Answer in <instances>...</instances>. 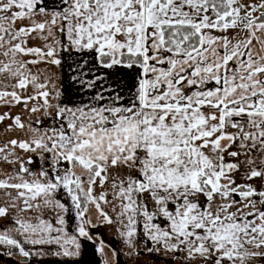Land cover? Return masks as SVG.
Segmentation results:
<instances>
[{
  "label": "snow or ice",
  "instance_id": "1",
  "mask_svg": "<svg viewBox=\"0 0 264 264\" xmlns=\"http://www.w3.org/2000/svg\"><path fill=\"white\" fill-rule=\"evenodd\" d=\"M89 244L264 264V0H0V264Z\"/></svg>",
  "mask_w": 264,
  "mask_h": 264
},
{
  "label": "crops",
  "instance_id": "2",
  "mask_svg": "<svg viewBox=\"0 0 264 264\" xmlns=\"http://www.w3.org/2000/svg\"><path fill=\"white\" fill-rule=\"evenodd\" d=\"M99 231L105 232V230H103V229H100ZM109 238H110L109 235L105 232V239L107 240ZM92 248H93V246L91 244H89L88 245L89 251L87 252V254L83 258L84 264H89L90 261H94V260L98 262L99 257L96 256L93 251H91Z\"/></svg>",
  "mask_w": 264,
  "mask_h": 264
}]
</instances>
